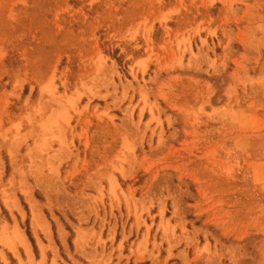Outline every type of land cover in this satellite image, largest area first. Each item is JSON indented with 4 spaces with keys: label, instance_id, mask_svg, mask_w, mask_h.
Wrapping results in <instances>:
<instances>
[{
    "label": "rangeland",
    "instance_id": "obj_1",
    "mask_svg": "<svg viewBox=\"0 0 264 264\" xmlns=\"http://www.w3.org/2000/svg\"><path fill=\"white\" fill-rule=\"evenodd\" d=\"M0 264H264V0H0Z\"/></svg>",
    "mask_w": 264,
    "mask_h": 264
},
{
    "label": "bare ground",
    "instance_id": "obj_2",
    "mask_svg": "<svg viewBox=\"0 0 264 264\" xmlns=\"http://www.w3.org/2000/svg\"><path fill=\"white\" fill-rule=\"evenodd\" d=\"M23 236V235H22ZM25 238V237H24ZM26 244H27V242H26ZM13 249V248H12Z\"/></svg>",
    "mask_w": 264,
    "mask_h": 264
}]
</instances>
